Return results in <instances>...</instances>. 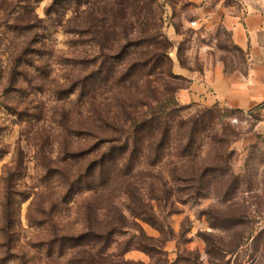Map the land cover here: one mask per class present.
I'll list each match as a JSON object with an SVG mask.
<instances>
[{
    "label": "rangeland",
    "instance_id": "rangeland-1",
    "mask_svg": "<svg viewBox=\"0 0 264 264\" xmlns=\"http://www.w3.org/2000/svg\"><path fill=\"white\" fill-rule=\"evenodd\" d=\"M198 7L0 0V264H264L258 108L178 96L246 72Z\"/></svg>",
    "mask_w": 264,
    "mask_h": 264
},
{
    "label": "crops",
    "instance_id": "crops-1",
    "mask_svg": "<svg viewBox=\"0 0 264 264\" xmlns=\"http://www.w3.org/2000/svg\"><path fill=\"white\" fill-rule=\"evenodd\" d=\"M197 2L199 19L212 25L218 17L233 42L245 51L246 72H228L222 60L205 54L201 68H179L189 78V84L179 88V99L183 103H225L244 110L258 108L253 131L264 134V12L251 10L257 6L253 0H240L237 12L231 11L224 0Z\"/></svg>",
    "mask_w": 264,
    "mask_h": 264
},
{
    "label": "trees",
    "instance_id": "trees-1",
    "mask_svg": "<svg viewBox=\"0 0 264 264\" xmlns=\"http://www.w3.org/2000/svg\"><path fill=\"white\" fill-rule=\"evenodd\" d=\"M238 48L246 55L245 51L240 46H238Z\"/></svg>",
    "mask_w": 264,
    "mask_h": 264
},
{
    "label": "built area",
    "instance_id": "built-area-1",
    "mask_svg": "<svg viewBox=\"0 0 264 264\" xmlns=\"http://www.w3.org/2000/svg\"><path fill=\"white\" fill-rule=\"evenodd\" d=\"M193 22L195 23L196 21L194 20Z\"/></svg>",
    "mask_w": 264,
    "mask_h": 264
}]
</instances>
